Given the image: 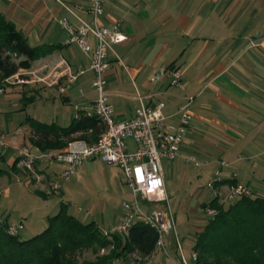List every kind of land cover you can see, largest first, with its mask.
I'll return each mask as SVG.
<instances>
[{"label": "crops", "instance_id": "1", "mask_svg": "<svg viewBox=\"0 0 264 264\" xmlns=\"http://www.w3.org/2000/svg\"><path fill=\"white\" fill-rule=\"evenodd\" d=\"M66 6L85 21L92 20L89 0H0V13L23 32L29 43L47 48L31 68L54 66L65 59L74 71H86L64 93L57 85L30 83L12 85L0 96V132L9 134L7 145L0 144V188L4 187V197L11 200L36 194L47 200L41 207L42 214L33 221L30 231L34 234L28 237L43 231L49 218L60 211L63 203L51 204L53 199L49 198L54 195L48 190L49 182L64 169L63 164L43 161L36 167L37 180L14 166L20 147L42 149L33 141L28 120L68 126L74 120V106L78 104L85 111L95 98L90 55L77 43H67L68 34L59 23L60 18L67 17L75 27L80 24ZM117 21L127 39L114 45L109 55L107 79L115 117L129 118L140 104L152 105L161 100L166 103L164 113L176 122L172 114L188 96H193V119L181 144V154L194 156L203 163L201 172L212 176L219 162L226 161L229 165L222 169L223 190L236 182L253 189L254 196H264V0H106L102 22L110 25ZM89 40L95 44L94 37ZM161 66L179 68L182 84L171 86L168 76L151 81ZM6 109L12 114L8 124L2 121V110ZM97 160L101 159L86 161L75 179ZM184 163L183 156L163 161L168 200L178 188L167 174L185 179ZM202 173H197V177L201 178ZM233 173L237 174L236 179L232 178ZM69 180L63 182L60 194ZM13 182L31 187L34 193L17 186L13 191L9 186ZM204 194L198 189L195 214L208 200ZM178 204L185 205L183 201ZM0 207L9 224L22 222L24 228L35 211L25 212L18 222L12 218V208L1 199ZM121 220L122 213L112 218L101 214L92 221L106 232H117ZM181 255L193 264L191 255L187 257L178 250L172 235L171 258L159 252L146 264H183ZM119 264L135 262L129 256Z\"/></svg>", "mask_w": 264, "mask_h": 264}, {"label": "built area", "instance_id": "2", "mask_svg": "<svg viewBox=\"0 0 264 264\" xmlns=\"http://www.w3.org/2000/svg\"><path fill=\"white\" fill-rule=\"evenodd\" d=\"M106 0H89V10L92 16L90 22L80 18L68 6L66 8L74 14L80 24L75 27L67 18L62 17L59 23L68 34L67 43H77L83 51L90 55L89 69L93 71V88L95 98L90 101L85 113L96 115L104 123L105 129L96 142L85 139H75L68 143L66 149H34L24 145L18 149L15 167L23 173H31L37 180L36 167L41 162H54L64 165V169L49 182V194L59 195L63 182L74 177L84 163L93 158H100L106 165L121 169L126 177V183L131 190L132 198L122 204V220L117 227L120 235H126L132 225L143 221L156 230L158 237L154 251L143 256L133 252L130 257L135 264L152 262L159 252L170 257V238L176 229V216L165 195L164 160H175L180 156L186 163L201 167L203 163L194 156L182 155L181 144L188 131L193 115L191 103L193 96H188L184 104L172 114L176 122L164 113L166 103L158 101L156 104H140L135 113L125 119L115 117V109L110 102L107 73L110 67L109 55L112 47L127 39L121 29L119 21L104 24ZM94 37L95 44L89 38ZM86 71H74L67 60L61 59L56 65H43L38 68H21L11 76H0V96L4 95L12 85L42 83L47 86H59L61 93L66 92ZM164 76L169 77L171 86L182 84L183 74L175 66H161L151 77L157 81ZM65 78V82L61 80ZM80 105L74 106V119L82 114ZM9 134L0 132V144L7 145ZM128 139L134 140L137 147L130 149ZM229 164L221 160L207 187L213 191L214 198L221 203L243 196H253L254 190L241 183H232L226 190L222 189L224 177L222 169ZM233 179L237 174L233 173ZM209 214L215 215L216 209L208 208ZM0 225H6L10 235H19L24 229V223L9 224L0 212ZM176 235V234H175ZM178 250L182 252L179 238L176 236ZM182 256L183 264H189ZM171 258V257H170ZM192 263L198 260V253L191 254ZM113 264H117L114 262Z\"/></svg>", "mask_w": 264, "mask_h": 264}, {"label": "trees", "instance_id": "3", "mask_svg": "<svg viewBox=\"0 0 264 264\" xmlns=\"http://www.w3.org/2000/svg\"><path fill=\"white\" fill-rule=\"evenodd\" d=\"M46 49L32 46L23 32L0 13V76L31 68ZM28 122L33 141L42 149L64 150L75 139L96 142L105 129L100 118L84 111L68 126L34 118ZM203 206L218 212L198 235L193 249L198 252L195 264H264V196H243L229 207L213 198ZM105 232L95 221L85 223L68 213L63 203L60 211L49 218V225L28 239L10 235L6 225H0V264H113L115 258L133 252L150 255L158 237L155 229L140 220L126 235ZM109 247V253L100 255L102 248ZM86 249L92 250L95 259L79 261V254Z\"/></svg>", "mask_w": 264, "mask_h": 264}, {"label": "rangeland", "instance_id": "4", "mask_svg": "<svg viewBox=\"0 0 264 264\" xmlns=\"http://www.w3.org/2000/svg\"><path fill=\"white\" fill-rule=\"evenodd\" d=\"M13 56L16 58L15 55ZM2 112V121L8 124L12 115L9 113L10 109H6L5 111L2 110ZM127 142L131 150L137 147L134 140L128 139ZM90 165L91 166L86 167L87 170L81 173L78 180L75 179V176L69 180V182L65 185L63 194L54 195V197L49 198L53 199L51 204L54 203L57 205L58 202V204L61 205V203H66L68 213L77 216L85 223H88L93 219L97 220V217L101 214L110 218L115 217V215L119 213L121 214L123 210V202L132 198L131 190L126 183V177L122 170L117 167H108L101 160H97L96 163H92ZM183 165L187 168V177L185 179H179L174 174H169L168 172L167 176H171L173 185H176L178 188L176 194L172 196L170 195L169 200L176 215V229L173 236L175 239L176 236L179 237L182 251L185 256L189 257L197 242L198 235L205 229L209 220L214 218L218 211L216 209V214L211 215L207 210L208 208L200 205L198 214H195L194 206L196 201L199 200L196 195L198 189L204 190V198H208L207 202L204 203H209L214 198L213 191L207 187V180L212 175L209 173H202L201 170H203L204 167H195L193 164L186 162ZM199 172L202 173L201 178L197 177V173ZM68 185H70V187H68ZM9 186L13 188V191L15 186L22 189L25 188L27 191L31 190L29 189L31 187L27 188L23 183L19 184L18 182L10 183ZM31 193L34 192L31 190ZM32 195L33 196L26 194L25 198L15 196L10 200L4 197V187L0 188L1 202L5 203V205L8 204L12 208L13 220H17L19 222L22 214L31 209L35 210L30 218L31 222L20 232V237L24 239H28L30 238L28 236L34 234L31 233L33 231H30L32 230L33 221H35L38 215L42 214L43 210H41V207L47 201L45 198L36 194ZM200 198L201 200H204L203 196ZM237 199L238 198L227 200L224 205L229 207ZM179 201H183L185 205H179ZM0 209L3 210L2 207H0ZM110 251L111 247L102 248L100 250V255H106ZM131 254L132 253L129 255ZM129 255L119 256L114 259V262L119 264L120 261L125 260L123 257L129 258ZM95 257L96 256L93 254L92 250L86 249L79 254L78 260H94Z\"/></svg>", "mask_w": 264, "mask_h": 264}]
</instances>
